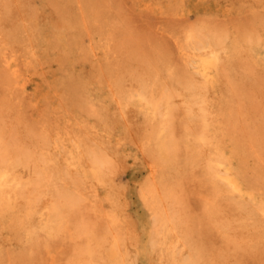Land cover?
I'll use <instances>...</instances> for the list:
<instances>
[{
	"label": "rangeland",
	"instance_id": "374dc122",
	"mask_svg": "<svg viewBox=\"0 0 264 264\" xmlns=\"http://www.w3.org/2000/svg\"><path fill=\"white\" fill-rule=\"evenodd\" d=\"M13 3L0 0V113L7 121L4 126L21 135L41 128L58 130L65 138L67 128L72 143L82 145L75 153L82 164L90 163L88 147L111 151L115 160L108 186L87 185V200L66 217L60 232L47 235L37 230L32 239L0 234V264H70L74 253L86 244L76 229L79 220L87 223L99 240L95 250L98 264H111L113 234L120 241L119 253L125 264H148L145 252L153 239L156 218L147 209L141 190L152 183L148 166L156 156H143L133 143L142 122L133 105L138 103L146 65L160 71L158 79L162 81L169 73L200 78L197 61L208 51L200 47L209 46L216 36L224 41L215 53L221 66L210 70L211 75L223 79L227 74L235 86L214 95L216 100L221 95L227 99L219 132L227 127L224 157L232 158L230 172L244 195L216 182L226 193L214 196L204 155L191 159L186 153L198 127L186 133L178 98L172 114L178 152L173 162L154 164L155 176L175 188L181 231L189 244L185 241V248L179 244L181 253L187 254L190 246L201 250L209 263L218 257L221 263L217 264H264V0ZM191 34L202 36V42L190 39ZM246 36L254 37L258 44L246 46L242 42ZM233 43L239 47L237 53ZM119 102L125 104V111H120ZM122 113L129 127L121 121ZM248 137L254 138L252 147L237 154L227 148L229 140ZM65 148L68 141L56 138L47 148L60 167L66 158ZM74 177L81 181L79 174ZM210 204L232 220L243 205L254 230L251 239L244 238L245 232L238 239L231 234L224 238L207 215ZM113 214L119 220L115 225L108 218Z\"/></svg>",
	"mask_w": 264,
	"mask_h": 264
},
{
	"label": "bare ground",
	"instance_id": "6f19581e",
	"mask_svg": "<svg viewBox=\"0 0 264 264\" xmlns=\"http://www.w3.org/2000/svg\"><path fill=\"white\" fill-rule=\"evenodd\" d=\"M9 9L12 8L9 6ZM8 16L11 17V15ZM13 21L15 23V19ZM193 36L194 34H191L189 38H195L197 43L202 42V36ZM223 42L222 37L216 36L212 38L209 46L200 47L201 50L208 49L197 61L200 78L185 73L176 76L169 73L166 77L169 80L162 81L161 78L158 79L160 71L157 73V69L150 68L148 65L145 67L144 82L137 95L138 103H134L132 109L142 117V122L137 125V136L132 137V140L143 156H156L154 163L148 166L152 183L141 190L147 209L156 218L153 239L145 252L148 264H217L216 262H220V258L217 257V260L212 259L209 263L201 250L192 249L190 246L187 254L179 251V244H184L181 246L185 248L187 246L185 241L188 244V239L181 231L183 224L176 209L175 188L166 185L165 178L161 177L158 181L155 176L154 164L159 161L165 164L173 162L178 152L172 120L173 111L176 109L174 105L176 98L179 99L184 110L186 133L193 130L195 125L198 127L194 133L193 144L187 147L186 153L191 159L204 155L205 171L211 182L214 196L226 193L222 187H218L216 182H223L239 196L244 195L237 178L230 172L232 158L224 157L225 147L222 143L228 135L227 127L223 126L222 131L219 132L227 99L223 95L217 100L214 98L221 89L234 90V82L227 74L223 79L220 75H218L219 79H215L210 72L213 68L221 66L215 53L217 49L222 48ZM242 42L248 47L258 44V40L252 36H246ZM233 50L236 53L239 51L235 43H233ZM131 97H128L129 105H131ZM123 104L122 102L118 104L119 108H122L120 111H125ZM4 118L0 113V234L11 233L13 237L26 235L27 238L32 239L36 236L37 230L44 231L47 235L60 232L66 223V217L75 214L87 200L89 196L86 191L87 185L92 182L98 188L108 186L115 157L111 151H94V148L88 147L90 152L87 158L90 163L82 164V158L75 155L81 151L82 145L72 143L67 128L64 129L68 133L67 138L61 136L58 130L57 132L48 131L43 128L21 135L15 134L13 127L4 126L7 123ZM121 121L127 127L130 126L123 113ZM54 138L68 141V148H65L64 153L66 158L63 159L62 167L56 164L47 151ZM253 139L250 137L243 141L228 139L227 148L232 154L240 153L246 146L252 147ZM203 149H208V152H204ZM253 157L257 156L253 155ZM75 174H79L80 182L74 179ZM243 207V205L239 207V213L233 220L228 216L220 215L216 210L217 207L212 204L207 208V215L215 221L212 222L217 227H220L224 238L231 234L238 239L241 235L243 237L245 232L244 238L251 239V233L254 230L248 225L249 219ZM108 218L112 225L119 223L114 214ZM76 229L78 235L85 238L86 244L74 253L70 264H98L99 257L98 255L96 257L95 250L99 240H96L88 224L82 220L78 221ZM113 238L114 246L108 261L111 264H125V260L119 253L120 241L116 234H113Z\"/></svg>",
	"mask_w": 264,
	"mask_h": 264
}]
</instances>
